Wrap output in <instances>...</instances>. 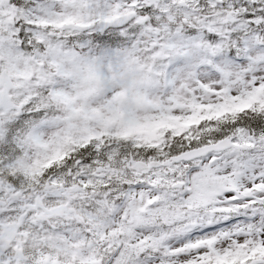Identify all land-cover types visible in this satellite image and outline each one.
<instances>
[{"label": "snow or ice", "instance_id": "snow-or-ice-1", "mask_svg": "<svg viewBox=\"0 0 264 264\" xmlns=\"http://www.w3.org/2000/svg\"><path fill=\"white\" fill-rule=\"evenodd\" d=\"M0 264H264V0H0Z\"/></svg>", "mask_w": 264, "mask_h": 264}]
</instances>
